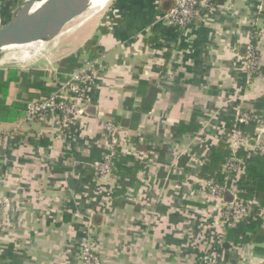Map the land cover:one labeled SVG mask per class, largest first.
Masks as SVG:
<instances>
[{
  "label": "crops",
  "instance_id": "0c3cea01",
  "mask_svg": "<svg viewBox=\"0 0 264 264\" xmlns=\"http://www.w3.org/2000/svg\"><path fill=\"white\" fill-rule=\"evenodd\" d=\"M23 1L0 0V29ZM176 2L110 0L91 35L82 40L79 33L80 46L56 68L0 67V200L9 202L0 264H79L86 242L101 264L264 259V229L239 233L201 185L207 157L238 111L254 118L242 126L249 147L240 168L264 155L261 0H211L184 30L164 21ZM93 38L95 55L77 57L95 68L87 96L93 111L65 124L26 120V110L70 74L60 63ZM248 43L255 47L252 73ZM28 72L41 74L36 86L21 80ZM106 120L119 129L116 164L123 169L114 162L112 178L98 185L86 168L105 151Z\"/></svg>",
  "mask_w": 264,
  "mask_h": 264
},
{
  "label": "built area",
  "instance_id": "2783aa9c",
  "mask_svg": "<svg viewBox=\"0 0 264 264\" xmlns=\"http://www.w3.org/2000/svg\"><path fill=\"white\" fill-rule=\"evenodd\" d=\"M210 2L211 0H177L175 6L164 16V21L171 28L184 30L198 17L201 7L211 6ZM260 6L264 10V0H261ZM254 49L252 43L247 44L246 59L249 73H252L256 66ZM94 80L95 68L92 63L85 62L79 69L70 73L65 82L59 83L54 93L48 98H41L34 102L26 110L25 119L38 120L46 124L62 121L65 124L75 117L86 115L87 96L93 87ZM253 121L254 118L250 112L238 111L235 114L233 124L226 135V144L231 158L222 167L225 173L236 174L241 171L237 155L241 150L249 147V141L240 126ZM101 128L105 138V151L101 159L91 165L98 185H104L112 178L119 146L117 125L111 120H106L101 123ZM201 185L208 198L220 201L222 219L237 222L242 218H249L254 210L259 208L258 216L263 222L261 227L264 229V209L260 208L255 200H242L238 191L229 188L226 182L222 187L212 184L211 181H204ZM225 194L230 197L229 201L224 199ZM8 207V200H0V231L3 229V210ZM79 264H100L95 249L89 242L82 246ZM259 264H264V259Z\"/></svg>",
  "mask_w": 264,
  "mask_h": 264
},
{
  "label": "trees",
  "instance_id": "16d2710c",
  "mask_svg": "<svg viewBox=\"0 0 264 264\" xmlns=\"http://www.w3.org/2000/svg\"><path fill=\"white\" fill-rule=\"evenodd\" d=\"M173 7L174 6H172L169 10H171ZM169 10L167 12H169ZM103 32L105 31L102 29V33ZM96 50H97L96 38H93L92 40L85 43L83 48L77 53L75 57L74 56L68 57L67 59L63 60L60 63L62 72L71 73L74 70L79 69L83 63H81V61H79L77 57L80 56L82 52H86L87 54H89V56L92 57L95 55ZM15 74L16 72L11 71L10 74L8 75L10 77V75L13 76ZM40 75L41 74L39 73H32V72L29 73L28 72L27 74H21L20 78L22 81L26 82L28 86H31V85L36 86L37 84L36 80ZM31 76H33L32 81L30 79ZM52 93L54 92L53 91L51 92V90H48L45 93L46 96L41 97V98H48ZM232 124H233V120L230 124V127L226 130L224 137L221 139V142L208 155L207 160L203 167V171L206 174H208V176H206L205 178L207 179V181H211L212 184L218 185L220 187H222L224 183L226 182L229 188H233L238 191L239 197L242 200L244 201L255 200L258 203V206L264 209V155L259 156L249 167L243 168V169L241 168V171L239 173L229 174L223 171V168H222L223 165L231 158L230 150L228 148V145L226 144V135L228 131L230 130ZM242 126H240L241 131H242ZM245 136L248 138L247 135ZM243 151L244 150H241L238 153L237 155L238 159L243 157L242 156ZM99 160L100 159L94 162H97ZM116 160H117V157L114 162H115V167L119 169V172H120V170L123 168L122 166L120 167L118 163L116 164ZM86 169H90L92 173L94 174V171L90 166H88V168ZM224 199L226 201L230 200V197L228 196V194H225ZM258 214H259V208H256L249 218H242L239 221H237L236 229H238V232L241 234H245L246 230H250L252 232L254 231L259 232L260 227L263 222L259 218ZM93 248L95 249L94 246ZM95 252L97 255L96 250ZM80 254H81V250L79 252L78 260H80Z\"/></svg>",
  "mask_w": 264,
  "mask_h": 264
},
{
  "label": "water",
  "instance_id": "95a60500",
  "mask_svg": "<svg viewBox=\"0 0 264 264\" xmlns=\"http://www.w3.org/2000/svg\"><path fill=\"white\" fill-rule=\"evenodd\" d=\"M37 0H24L14 12L11 20L0 29V54L7 51L27 50L38 44H45L56 37L62 29L81 15L88 0H62L57 9V18L51 19L56 9L48 8L43 12L45 18L34 24L33 6ZM93 111L87 108V112ZM99 218V217H95Z\"/></svg>",
  "mask_w": 264,
  "mask_h": 264
},
{
  "label": "rangeland",
  "instance_id": "374dc122",
  "mask_svg": "<svg viewBox=\"0 0 264 264\" xmlns=\"http://www.w3.org/2000/svg\"><path fill=\"white\" fill-rule=\"evenodd\" d=\"M105 14V9L103 11L99 10L97 13H94L92 10L83 13L82 16H78L72 22L68 23L56 37L45 43L38 52H36L34 48H30L27 49L26 52L7 51L1 53L0 67L6 65L14 67L19 66L26 70L36 67L45 68L43 66L45 65L49 69L56 68L59 60L71 55L76 51L77 47L80 46V43H76L74 38L79 33L83 34L81 36L82 40L89 37L93 30L92 25L97 21V18H102ZM84 22V27L80 29V26L83 25ZM99 261L101 264L100 258Z\"/></svg>",
  "mask_w": 264,
  "mask_h": 264
},
{
  "label": "bare ground",
  "instance_id": "6f19581e",
  "mask_svg": "<svg viewBox=\"0 0 264 264\" xmlns=\"http://www.w3.org/2000/svg\"><path fill=\"white\" fill-rule=\"evenodd\" d=\"M78 0H74V2H76ZM109 0H88L87 2V7L85 9V12L92 10V11H99L102 10L107 4H108ZM62 4V0H37L35 5L33 6V15H35L34 18V24L41 22L42 20H44L45 18L42 16L43 12L45 9L48 8H52V9H56L58 6L60 7V5ZM81 13V14H83ZM57 16V9L55 12H53L51 14V19H56ZM44 44H38V45H34L33 47H35V51L38 52L42 49ZM33 49V48H31ZM27 50H21V52H26ZM23 56V55H22ZM29 58V56H28ZM23 60V59H22Z\"/></svg>",
  "mask_w": 264,
  "mask_h": 264
}]
</instances>
